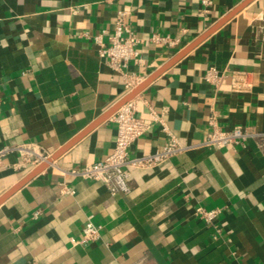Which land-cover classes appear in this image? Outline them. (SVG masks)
Masks as SVG:
<instances>
[{"label": "crops", "instance_id": "crops-1", "mask_svg": "<svg viewBox=\"0 0 264 264\" xmlns=\"http://www.w3.org/2000/svg\"><path fill=\"white\" fill-rule=\"evenodd\" d=\"M244 1L0 0V147L32 144L52 156L126 95L96 41L109 43L119 12L139 39L128 70L143 82ZM154 33L180 44H156ZM211 67L217 82L206 79ZM135 99L149 129L133 156L161 151L168 132L185 145L203 142L214 114L226 128L264 132V0L250 1ZM116 135L110 117L0 204V264H264V152L254 141L132 167L129 194L68 174L111 154ZM41 163L5 155L0 197ZM65 184L75 193H62ZM199 205L221 209L216 225L195 216ZM90 214L103 226L100 240L73 245Z\"/></svg>", "mask_w": 264, "mask_h": 264}, {"label": "built area", "instance_id": "built-area-1", "mask_svg": "<svg viewBox=\"0 0 264 264\" xmlns=\"http://www.w3.org/2000/svg\"><path fill=\"white\" fill-rule=\"evenodd\" d=\"M202 2L204 5H209L211 0H202ZM123 18L124 12H119L115 20L114 30L109 36V43L102 41L101 35L96 37V41L100 44V56L105 58L114 70L123 74L125 93L128 94L142 82V79L138 74L128 70L130 62L139 61V39L124 22ZM150 39L154 43L168 48H173L180 44L179 38L160 33H154ZM220 78L221 75L215 67L207 70L206 79L208 81L217 82ZM1 104L2 100L0 98V107ZM112 120L117 124L116 143L113 152L91 165L67 171L73 178H85L102 182L112 195L129 194L133 190V178L130 168L151 167L194 148L237 147L243 146L249 141H254L259 149L264 152V132L258 131L252 126L244 125L226 128L220 124L214 114L209 120V129L203 142L195 146L185 145L178 137L168 132L169 140L161 151L133 156L130 153V148L149 129V124L138 114V105L135 97L121 105L113 114ZM12 152L20 154L23 164L35 165L51 157L49 153L40 150L32 144L7 145L0 147V165L3 157ZM61 192L74 194L75 190L65 184ZM39 214L40 211H37L34 217L38 218ZM220 214V208H206L203 205H199L195 210V216L210 225H216ZM102 228L101 224H97L94 221V214H90L80 236L71 237V242L73 245L82 246L96 242L102 236Z\"/></svg>", "mask_w": 264, "mask_h": 264}, {"label": "water", "instance_id": "water-1", "mask_svg": "<svg viewBox=\"0 0 264 264\" xmlns=\"http://www.w3.org/2000/svg\"><path fill=\"white\" fill-rule=\"evenodd\" d=\"M250 1L245 0L239 6L234 8L231 12H229L226 16H224L217 24H215L210 30H208L203 36L197 39L194 43L187 46L186 48L180 50L174 57H172L167 63H165L162 67L156 70L153 74H151L146 80L141 82L138 86H136L130 93L126 94L119 102H117L112 108H110L105 114L97 118L94 122H92L85 130L76 135L72 140H70L67 144L61 147L57 152H55L48 160L38 165L34 168L23 180L14 185L10 190H8L5 194L0 197V204H2L9 196H11L14 192L20 189L23 185H25L31 178L40 173L42 170L46 169L53 160L60 157L64 152H66L70 147H72L76 142H78L82 137H84L88 132H90L97 125L102 123L103 121L109 119L113 116V114L118 110V108L123 105L128 100L134 98L139 92H141L150 82H152L156 77H158L161 73H163L166 69L172 66L174 63L179 61L183 56H185L194 46H196L200 41L214 32L219 26H221L228 19L237 14L242 8H244Z\"/></svg>", "mask_w": 264, "mask_h": 264}]
</instances>
